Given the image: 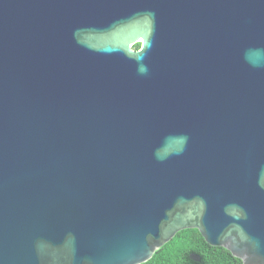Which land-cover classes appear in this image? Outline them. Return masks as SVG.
I'll list each match as a JSON object with an SVG mask.
<instances>
[{
  "label": "water",
  "instance_id": "95a60500",
  "mask_svg": "<svg viewBox=\"0 0 264 264\" xmlns=\"http://www.w3.org/2000/svg\"><path fill=\"white\" fill-rule=\"evenodd\" d=\"M185 228L264 264V0H0V264Z\"/></svg>",
  "mask_w": 264,
  "mask_h": 264
},
{
  "label": "trees",
  "instance_id": "16d2710c",
  "mask_svg": "<svg viewBox=\"0 0 264 264\" xmlns=\"http://www.w3.org/2000/svg\"><path fill=\"white\" fill-rule=\"evenodd\" d=\"M190 252L198 254L200 259L191 260ZM140 264H242V261L224 247L207 243L198 229L185 228Z\"/></svg>",
  "mask_w": 264,
  "mask_h": 264
},
{
  "label": "flooded vegetation",
  "instance_id": "af4514ba",
  "mask_svg": "<svg viewBox=\"0 0 264 264\" xmlns=\"http://www.w3.org/2000/svg\"><path fill=\"white\" fill-rule=\"evenodd\" d=\"M139 46H140V42H136V43H134V44H133V46H132V47H133V49H135V50H136V49H138V48H139Z\"/></svg>",
  "mask_w": 264,
  "mask_h": 264
}]
</instances>
